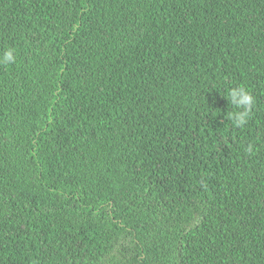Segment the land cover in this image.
<instances>
[{
  "label": "trees",
  "instance_id": "trees-1",
  "mask_svg": "<svg viewBox=\"0 0 264 264\" xmlns=\"http://www.w3.org/2000/svg\"><path fill=\"white\" fill-rule=\"evenodd\" d=\"M8 48L0 264H264V0H0Z\"/></svg>",
  "mask_w": 264,
  "mask_h": 264
},
{
  "label": "clouds",
  "instance_id": "clouds-1",
  "mask_svg": "<svg viewBox=\"0 0 264 264\" xmlns=\"http://www.w3.org/2000/svg\"><path fill=\"white\" fill-rule=\"evenodd\" d=\"M15 49L8 48L0 53V65H11L16 62ZM226 97L237 111L227 112L226 119L232 122L233 127L243 128L247 125L252 110L255 106V97L243 85L232 87L227 90ZM245 151L254 154V144L249 143Z\"/></svg>",
  "mask_w": 264,
  "mask_h": 264
}]
</instances>
